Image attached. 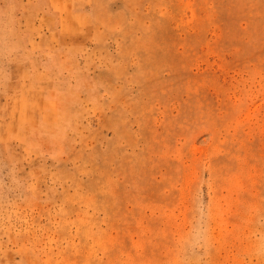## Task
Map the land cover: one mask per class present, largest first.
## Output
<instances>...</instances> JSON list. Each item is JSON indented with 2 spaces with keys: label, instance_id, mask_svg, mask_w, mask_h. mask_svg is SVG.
I'll return each mask as SVG.
<instances>
[{
  "label": "rangeland",
  "instance_id": "obj_1",
  "mask_svg": "<svg viewBox=\"0 0 264 264\" xmlns=\"http://www.w3.org/2000/svg\"><path fill=\"white\" fill-rule=\"evenodd\" d=\"M0 264H264V0H0Z\"/></svg>",
  "mask_w": 264,
  "mask_h": 264
}]
</instances>
